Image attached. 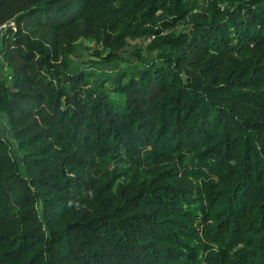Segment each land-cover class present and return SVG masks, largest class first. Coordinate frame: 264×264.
I'll return each instance as SVG.
<instances>
[{
    "label": "trees",
    "instance_id": "obj_1",
    "mask_svg": "<svg viewBox=\"0 0 264 264\" xmlns=\"http://www.w3.org/2000/svg\"><path fill=\"white\" fill-rule=\"evenodd\" d=\"M3 25L0 264H264V0H0ZM143 37L135 74L70 69Z\"/></svg>",
    "mask_w": 264,
    "mask_h": 264
},
{
    "label": "rangeland",
    "instance_id": "obj_2",
    "mask_svg": "<svg viewBox=\"0 0 264 264\" xmlns=\"http://www.w3.org/2000/svg\"><path fill=\"white\" fill-rule=\"evenodd\" d=\"M7 27L8 25L0 27V43ZM149 42L150 38L145 37L130 41L129 45L120 52V59L104 63L95 55V52L99 51L101 46L92 41L81 39L70 58V69L88 73L90 79L105 74L114 75L119 72H126L129 75L135 74L141 67L147 66L156 60L155 52L148 48ZM134 49H138V55L133 53ZM7 72V67L0 57V75H6ZM4 122V119L0 116V136L5 137L7 130Z\"/></svg>",
    "mask_w": 264,
    "mask_h": 264
}]
</instances>
